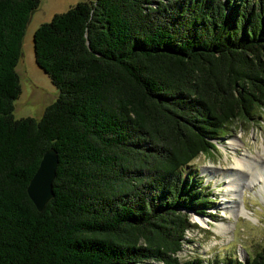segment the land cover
Listing matches in <instances>:
<instances>
[{
	"label": "trees",
	"instance_id": "obj_1",
	"mask_svg": "<svg viewBox=\"0 0 264 264\" xmlns=\"http://www.w3.org/2000/svg\"><path fill=\"white\" fill-rule=\"evenodd\" d=\"M39 0H0V264L204 263L177 254L210 198L179 170L264 105V0H90L32 33L58 94L12 115L15 66ZM57 166L37 211L25 188Z\"/></svg>",
	"mask_w": 264,
	"mask_h": 264
},
{
	"label": "rangeland",
	"instance_id": "obj_2",
	"mask_svg": "<svg viewBox=\"0 0 264 264\" xmlns=\"http://www.w3.org/2000/svg\"><path fill=\"white\" fill-rule=\"evenodd\" d=\"M79 1L90 0H39L30 21L26 24L21 54L15 66L20 93L13 102L14 118L26 116L38 118L44 107L57 97V89L34 62L32 33L40 23L48 21L54 13L63 12ZM231 141H235L239 146L235 145L232 149L228 145ZM233 156L245 159L244 163L251 160L253 163L249 164V172L236 173L240 179V187L237 189L241 200L236 197L235 208L232 210L234 212L230 213L222 209L225 206L223 201L230 197L223 194L224 183L220 180L222 172L220 170L224 171L231 167ZM263 159L264 105H261L260 108L253 110L250 119H235L225 126L210 153L198 154L179 169L183 177L200 182L203 191L211 200L203 215L190 212L189 221L193 227L187 230L182 250L177 254L180 260L198 257L204 263L213 260L225 262L226 259L246 262L264 247V194L259 191V185L263 188L264 181L252 186L245 183V178L248 179V175L253 171L255 174L261 172V166H264ZM209 168L217 171V175L214 172L204 175L203 170ZM241 204L249 211L248 217L236 214L235 210ZM198 219L207 224L201 225L196 222ZM149 264L160 263L150 261Z\"/></svg>",
	"mask_w": 264,
	"mask_h": 264
},
{
	"label": "bare ground",
	"instance_id": "obj_3",
	"mask_svg": "<svg viewBox=\"0 0 264 264\" xmlns=\"http://www.w3.org/2000/svg\"><path fill=\"white\" fill-rule=\"evenodd\" d=\"M229 147H231L233 149V147L235 145H237V143L235 141H231L230 143H228ZM239 145H237L238 147ZM248 153V152H247ZM250 154V153H249ZM248 158H252L251 156H248ZM245 160V159H244ZM243 159H239L237 157L233 156V164L231 165V167L227 168V169H223L220 170L222 171L220 173V180H223V188H224V195L226 197H230L229 199H226L225 201H223V204H225V206L222 209H226V211L232 213L234 211L233 207L235 208V199L236 197H239V191H238V187H240V183H239V177L236 175L237 172L239 171H245V172H249V167H250V163L253 161L251 160V162L247 161L246 163H244ZM248 160V159H247ZM264 160V159H263ZM264 161H262L263 163ZM253 163V162H252ZM254 170H256V168H254ZM252 172V170H250ZM211 172H214L215 175H217V171H212L210 168L209 169H204L203 173L205 175L209 174ZM250 172V173H251ZM214 175V176H215ZM216 177V176H215ZM259 181H264V166H261V172H259V174H255V171L252 172V174L248 175V179L245 178V183L247 185H254L255 183L258 184ZM250 182V183H248ZM245 184V185H246ZM259 191L262 192L264 194V187L262 188V186L259 185ZM241 200V197H239ZM237 215H244L246 217L249 216V211L241 204V206L238 208H236L235 210ZM207 221V220H206ZM196 222L200 223L201 225H206L207 223H205L203 220L198 219Z\"/></svg>",
	"mask_w": 264,
	"mask_h": 264
},
{
	"label": "water",
	"instance_id": "obj_4",
	"mask_svg": "<svg viewBox=\"0 0 264 264\" xmlns=\"http://www.w3.org/2000/svg\"><path fill=\"white\" fill-rule=\"evenodd\" d=\"M34 10L29 12L27 23ZM57 153L53 147L47 148L39 160L38 166L27 182L25 191L37 211H41L52 198V181L57 166ZM244 263V261H241Z\"/></svg>",
	"mask_w": 264,
	"mask_h": 264
}]
</instances>
